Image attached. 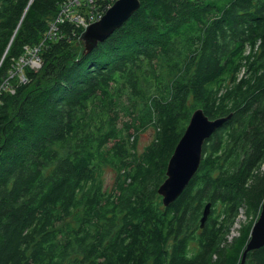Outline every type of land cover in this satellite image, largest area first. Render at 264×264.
<instances>
[{
    "label": "trees",
    "instance_id": "obj_1",
    "mask_svg": "<svg viewBox=\"0 0 264 264\" xmlns=\"http://www.w3.org/2000/svg\"><path fill=\"white\" fill-rule=\"evenodd\" d=\"M64 1L0 0V82L27 48L41 62L0 90V264H240L264 202V0H140L90 51L57 22ZM197 109L227 119L164 207ZM244 264H264V246Z\"/></svg>",
    "mask_w": 264,
    "mask_h": 264
},
{
    "label": "water",
    "instance_id": "obj_2",
    "mask_svg": "<svg viewBox=\"0 0 264 264\" xmlns=\"http://www.w3.org/2000/svg\"><path fill=\"white\" fill-rule=\"evenodd\" d=\"M140 0H117L96 22L90 24L81 34L80 40L85 51L92 50L104 41L138 10ZM227 118L210 120L201 109L195 110L171 155L165 172V179L159 185L157 194L164 207L171 204L188 185L199 168L204 142L220 128ZM211 205L206 204L200 218L204 226ZM264 246V202L257 221L252 226L250 240L242 254L240 264L245 263L246 254Z\"/></svg>",
    "mask_w": 264,
    "mask_h": 264
},
{
    "label": "rangeland",
    "instance_id": "obj_3",
    "mask_svg": "<svg viewBox=\"0 0 264 264\" xmlns=\"http://www.w3.org/2000/svg\"><path fill=\"white\" fill-rule=\"evenodd\" d=\"M31 48H27L25 50V53L23 54L22 57H20L18 60L13 61V64L10 68V70H8V72L6 73L7 76H5L3 79V81L0 82V90L3 88V85L6 82H10L13 81L15 84L17 82H23L25 80V76H27L25 74V72L23 71V69L28 68L31 69L33 71H37L40 69L41 66V62L36 60L33 57V52L34 50ZM6 52L3 54L2 59L4 58ZM1 59V60H2ZM11 92H13V89L10 88ZM155 136V132L154 129L152 127H148L145 130H143L142 132H139L137 134V152L141 153L149 144L150 142L153 140ZM103 179H104V184L107 188H110L113 185V181H114V173L112 169H107L104 172L103 175ZM214 206H212L213 208ZM216 209H218V206H215ZM211 209V208H210ZM239 216L236 220V223L233 225L232 227V232H231V236L230 238L232 239L233 237H237L238 236V230L241 226V224H244L248 221L247 216L244 213L243 209L239 210Z\"/></svg>",
    "mask_w": 264,
    "mask_h": 264
},
{
    "label": "built area",
    "instance_id": "obj_4",
    "mask_svg": "<svg viewBox=\"0 0 264 264\" xmlns=\"http://www.w3.org/2000/svg\"><path fill=\"white\" fill-rule=\"evenodd\" d=\"M116 1L117 0H65L59 8L56 20L57 22H68L74 25L75 28L79 27L83 33L90 24L98 21ZM105 2L106 10L101 12L103 10L101 4ZM70 18L72 19L70 20ZM49 29L50 38H55L58 35L57 28L52 24ZM35 53L34 51L32 55L38 60V58L35 57Z\"/></svg>",
    "mask_w": 264,
    "mask_h": 264
}]
</instances>
